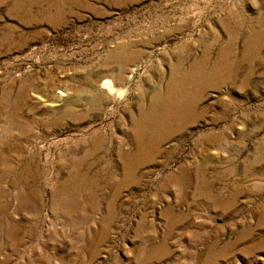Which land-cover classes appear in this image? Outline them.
Here are the masks:
<instances>
[{
  "label": "rangeland",
  "instance_id": "1",
  "mask_svg": "<svg viewBox=\"0 0 264 264\" xmlns=\"http://www.w3.org/2000/svg\"><path fill=\"white\" fill-rule=\"evenodd\" d=\"M0 264H264V0H0Z\"/></svg>",
  "mask_w": 264,
  "mask_h": 264
},
{
  "label": "bare ground",
  "instance_id": "2",
  "mask_svg": "<svg viewBox=\"0 0 264 264\" xmlns=\"http://www.w3.org/2000/svg\"><path fill=\"white\" fill-rule=\"evenodd\" d=\"M105 84H106V83H104V85H105ZM104 85H103V86H104Z\"/></svg>",
  "mask_w": 264,
  "mask_h": 264
}]
</instances>
